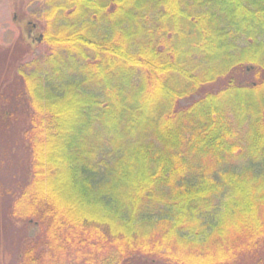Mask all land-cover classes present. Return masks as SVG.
I'll list each match as a JSON object with an SVG mask.
<instances>
[{
    "label": "trees",
    "instance_id": "trees-1",
    "mask_svg": "<svg viewBox=\"0 0 264 264\" xmlns=\"http://www.w3.org/2000/svg\"><path fill=\"white\" fill-rule=\"evenodd\" d=\"M38 2L18 264H244L264 246V0Z\"/></svg>",
    "mask_w": 264,
    "mask_h": 264
},
{
    "label": "rangeland",
    "instance_id": "rangeland-1",
    "mask_svg": "<svg viewBox=\"0 0 264 264\" xmlns=\"http://www.w3.org/2000/svg\"><path fill=\"white\" fill-rule=\"evenodd\" d=\"M40 10L38 0H0V264H18L26 246L38 240L37 229L13 218V203L30 176L31 166L24 137L29 108L19 72L49 53L40 41ZM189 102L183 101L181 106ZM259 257L264 259V246L246 256L243 263L253 264ZM142 260L138 257L129 264H166Z\"/></svg>",
    "mask_w": 264,
    "mask_h": 264
}]
</instances>
